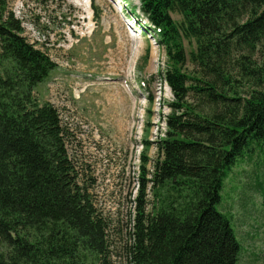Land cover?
Wrapping results in <instances>:
<instances>
[{"label":"trees","instance_id":"16d2710c","mask_svg":"<svg viewBox=\"0 0 264 264\" xmlns=\"http://www.w3.org/2000/svg\"><path fill=\"white\" fill-rule=\"evenodd\" d=\"M138 2L165 51L161 79L173 99L147 181L151 199L146 182L135 199L131 263L239 264L241 246L216 205L237 158L264 144V0ZM21 31L2 6L0 264H107L105 225L76 183L59 112L34 96L56 64ZM187 59L203 79L184 72ZM233 73L250 86L246 96L230 85Z\"/></svg>","mask_w":264,"mask_h":264},{"label":"rangeland","instance_id":"374dc122","mask_svg":"<svg viewBox=\"0 0 264 264\" xmlns=\"http://www.w3.org/2000/svg\"><path fill=\"white\" fill-rule=\"evenodd\" d=\"M1 1L5 13L19 21L24 39L56 64L34 88V96L38 104L51 103L59 112L76 183L105 225L106 263L132 264L135 199L145 182L151 199L147 181L160 155L163 115L173 99L161 79L165 51L144 31L138 0ZM129 25L136 28L134 35ZM188 50L186 46L187 56ZM183 70L203 79L188 59ZM231 77L230 85L246 96L247 82L234 73ZM186 99L199 102L194 90ZM220 196L216 208L239 241V264H264V144L237 158ZM150 210L151 204L146 206Z\"/></svg>","mask_w":264,"mask_h":264},{"label":"bare ground","instance_id":"6f19581e","mask_svg":"<svg viewBox=\"0 0 264 264\" xmlns=\"http://www.w3.org/2000/svg\"><path fill=\"white\" fill-rule=\"evenodd\" d=\"M120 3H117V5H119Z\"/></svg>","mask_w":264,"mask_h":264}]
</instances>
